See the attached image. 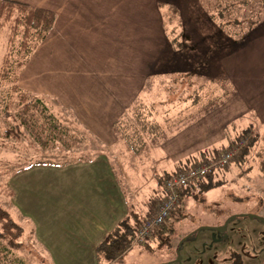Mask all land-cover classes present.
<instances>
[{
  "label": "crops",
  "instance_id": "obj_1",
  "mask_svg": "<svg viewBox=\"0 0 264 264\" xmlns=\"http://www.w3.org/2000/svg\"><path fill=\"white\" fill-rule=\"evenodd\" d=\"M5 1L55 14L53 27L21 68L19 86L59 100L101 144L89 159L33 165L13 174L9 184L20 192L21 205L33 211L22 218L33 222V238L49 264H100L95 251L103 239L121 221L150 213L158 174L186 170L201 160V152L215 148L219 156L229 144L222 125L218 136L214 132L221 120L211 112L186 130L182 123L179 130L147 140L137 153L115 121L149 75L171 68L187 72L209 65L215 76L208 78L228 91L219 78L220 47L243 43L249 58L253 52L262 56L264 21L236 42L199 0H0V6ZM262 100L256 106L264 114Z\"/></svg>",
  "mask_w": 264,
  "mask_h": 264
},
{
  "label": "rangeland",
  "instance_id": "obj_2",
  "mask_svg": "<svg viewBox=\"0 0 264 264\" xmlns=\"http://www.w3.org/2000/svg\"><path fill=\"white\" fill-rule=\"evenodd\" d=\"M201 1L202 5L213 12L219 0ZM226 1L239 4L243 9H248L247 1L250 2L247 0L242 4L241 0ZM262 2L264 14V0ZM221 5L224 6V3L221 2ZM263 21L264 17L256 26ZM215 24L227 36L220 25L217 22ZM2 31L5 33L0 34V64L6 52L8 26ZM223 38L221 35L220 40ZM242 45L243 43L231 45L226 42L220 47L219 78L229 88L228 91L218 82L208 78L213 74L208 68L209 65L193 66L198 72L202 71V76L194 72V69L185 72L172 71L171 68V71L163 74L149 75L135 100L125 107L122 116L134 123L131 108L141 105L143 113L149 114L150 120L157 121L163 127L153 138L169 129L179 130L182 123L184 124L181 130H186L193 126L194 123H190L192 120H199L205 114L210 115V112L221 120L214 132L218 136L222 125L224 133L230 135L228 141L243 128L250 127V124L254 132L264 135V114L260 113L256 106L261 98L264 100V53L259 56V52H253L252 58H249V55H245ZM173 46L179 44L175 43ZM238 49L240 51L234 52ZM203 62L207 64L206 59H203ZM197 81H201L203 86L199 92L200 96H206L202 97L198 107H191L189 105L194 88L192 84ZM9 86L6 83L0 85V128L9 122L5 121L3 113L6 102L10 98L15 99ZM208 97L211 100L207 102ZM45 98L49 100L51 110L70 125L78 136L84 137L86 128L75 118L73 112L58 104L59 100ZM90 137L87 135V139L79 142L78 150L72 148L68 151L60 147L43 150L25 134L20 140H5L4 144L0 143V171H9V176L0 172V184L12 191L11 194H6L3 188H0V204L9 210L26 230L32 228L35 233L33 222L29 218L23 219V213L32 216L34 214L31 209L21 205L20 192L9 184L10 178L17 172L14 170L35 159L53 158L54 161H64L72 157L71 153H75V156L82 153L93 154L92 149L95 148L97 153L101 144ZM241 141L243 143L236 144L239 148L244 144V140ZM231 146L235 145H228L226 148ZM258 154H264V140L258 142L253 154L249 155L248 161L241 166L230 163L217 168L214 171L211 190L201 193L196 189L193 195L186 193L180 208L176 209L163 225L158 226L160 232L146 238L142 244L134 243L132 238L130 248L119 259L109 263L102 261L100 264H264V171L259 168ZM128 222L133 228L138 225L133 220ZM225 224L226 237L223 232L218 231V227ZM21 241L23 253L18 254L24 264H49L45 252L40 250L33 236L26 233Z\"/></svg>",
  "mask_w": 264,
  "mask_h": 264
},
{
  "label": "trees",
  "instance_id": "obj_3",
  "mask_svg": "<svg viewBox=\"0 0 264 264\" xmlns=\"http://www.w3.org/2000/svg\"><path fill=\"white\" fill-rule=\"evenodd\" d=\"M245 1L247 0H241L240 3L243 4ZM221 2L224 3V6L221 5ZM247 2L248 9H243L239 4L227 2L226 0H219L213 12L207 9L204 4L203 7L209 17L220 25V28L230 39L240 42L256 26V23L264 17L262 0ZM54 20L55 14L50 10L9 1L3 2L0 6V29L2 30L6 26L9 29L5 42L6 52L1 58L0 64V85L3 83L9 84V90L15 98L14 100L10 98L3 109L5 121L9 122L0 128V143L2 144L5 140H20L25 134L43 150H54L60 147L68 151L72 148L78 150L79 142L87 139L88 134L86 131L84 133L86 136H78L70 125L61 120L51 110L47 98L23 90L18 86V76L21 68L37 45L51 30ZM197 82L192 84L194 88L191 97L192 102L189 105L191 107H198L202 97L206 96H200L199 92L203 89V86L201 81ZM210 100L211 98L208 97L207 102ZM142 108L141 105H134L131 108L134 123L129 122L128 118L124 119L123 116L119 117L114 123L115 128L120 132L129 148L136 153L143 148L148 139L157 136L163 130L161 124L150 120L149 114L145 115L143 113ZM242 139L244 144L229 159L228 164L241 166L246 163L249 155L253 154L254 147L260 140H264V135L254 132L251 127H245L240 130V133L232 136L228 145H236ZM213 149L215 148L201 152L203 156L200 159L203 160L211 156L218 157L214 155ZM94 150L97 149H92L93 154H95ZM209 152L213 154L210 155ZM74 154L71 153L72 157L64 161H54L53 158L35 159L14 171L19 172L37 164L65 165L73 161L89 159L93 155L82 153L75 156ZM258 156L259 168L264 171V154H258ZM182 167L184 168V166ZM215 170L196 182L181 188L180 203L176 209L180 208L186 193L193 195L196 189L201 193L211 190L214 184L213 175ZM173 171L175 170L157 175V188L149 198L150 213L147 214V217L152 215L153 207L160 198L163 183ZM0 172L6 176L9 173L6 169ZM0 188H3L2 184H0ZM3 190L6 194L12 193L8 188H3ZM176 209L171 213V217ZM132 220L136 224H141L143 221L138 216H132ZM156 232H160L159 227L153 229L151 236ZM26 233L29 236H34L32 228L26 230L21 223L16 221L12 213L0 204V264H24V260L18 252L23 253L24 247L21 240ZM133 237V226L126 219L121 221L97 246V258L100 262L106 263L116 261L130 248Z\"/></svg>",
  "mask_w": 264,
  "mask_h": 264
},
{
  "label": "built area",
  "instance_id": "obj_4",
  "mask_svg": "<svg viewBox=\"0 0 264 264\" xmlns=\"http://www.w3.org/2000/svg\"><path fill=\"white\" fill-rule=\"evenodd\" d=\"M238 148L239 146L236 145L231 146V148H226L218 157L211 156L198 160L186 170L178 168L173 171L163 183L160 198L156 201L152 215L146 217L141 224L135 226L133 242L142 244L146 238L151 236L155 227L163 225L170 218L171 213L179 204L181 188L196 182L214 169L227 165L229 159L237 152Z\"/></svg>",
  "mask_w": 264,
  "mask_h": 264
},
{
  "label": "water",
  "instance_id": "obj_5",
  "mask_svg": "<svg viewBox=\"0 0 264 264\" xmlns=\"http://www.w3.org/2000/svg\"><path fill=\"white\" fill-rule=\"evenodd\" d=\"M255 215H251V217H254ZM225 230H226V224L225 225H223V226H221V227H218V231H220V232H225ZM224 237H226V234L224 233Z\"/></svg>",
  "mask_w": 264,
  "mask_h": 264
}]
</instances>
